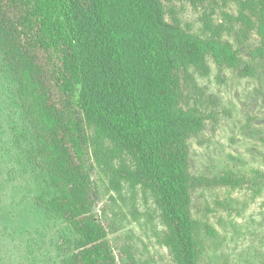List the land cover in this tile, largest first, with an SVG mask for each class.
<instances>
[{"label": "trees", "instance_id": "trees-1", "mask_svg": "<svg viewBox=\"0 0 264 264\" xmlns=\"http://www.w3.org/2000/svg\"><path fill=\"white\" fill-rule=\"evenodd\" d=\"M164 1L0 0V78L12 107L0 123V161L24 174L21 203L66 226L63 264H116L94 198L91 149L102 143L129 160L116 176L153 195L177 264L202 263L192 195L205 180L192 174L189 140L207 117L184 106L181 74L207 72L209 59L242 62L230 42L170 23ZM255 1L253 58L264 69V0ZM243 183L227 175L216 184Z\"/></svg>", "mask_w": 264, "mask_h": 264}, {"label": "rangeland", "instance_id": "rangeland-1", "mask_svg": "<svg viewBox=\"0 0 264 264\" xmlns=\"http://www.w3.org/2000/svg\"><path fill=\"white\" fill-rule=\"evenodd\" d=\"M164 5L170 23L203 39L230 42L242 62L241 69H233L209 59L207 72L181 74L184 106L207 117L205 129L189 140L192 174L205 180L192 195L193 216L202 224L201 264H264V69L253 58L259 37L250 22L256 1L167 0ZM248 66L254 75L243 73ZM4 84L0 78V123L6 124L12 107L5 104ZM91 151L96 213L116 264H177L153 195L116 176L128 158L107 143ZM227 175L244 183L216 184ZM27 185L22 172L9 175L0 161V264H63L58 247L66 226L21 203Z\"/></svg>", "mask_w": 264, "mask_h": 264}]
</instances>
